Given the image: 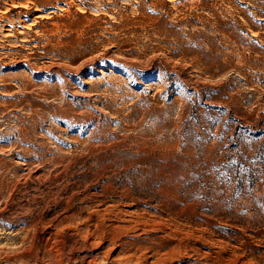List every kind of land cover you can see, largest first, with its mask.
<instances>
[{"label": "rangeland", "instance_id": "rangeland-1", "mask_svg": "<svg viewBox=\"0 0 264 264\" xmlns=\"http://www.w3.org/2000/svg\"><path fill=\"white\" fill-rule=\"evenodd\" d=\"M0 264H264V0H0Z\"/></svg>", "mask_w": 264, "mask_h": 264}]
</instances>
